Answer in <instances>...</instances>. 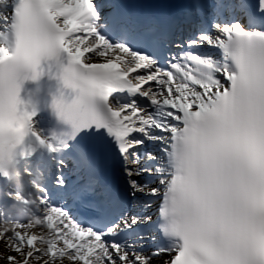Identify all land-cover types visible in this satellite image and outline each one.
Wrapping results in <instances>:
<instances>
[{"label":"snow or ice","instance_id":"1","mask_svg":"<svg viewBox=\"0 0 264 264\" xmlns=\"http://www.w3.org/2000/svg\"><path fill=\"white\" fill-rule=\"evenodd\" d=\"M0 9L8 264H264V0ZM69 159L123 184L70 186Z\"/></svg>","mask_w":264,"mask_h":264},{"label":"rangeland","instance_id":"2","mask_svg":"<svg viewBox=\"0 0 264 264\" xmlns=\"http://www.w3.org/2000/svg\"><path fill=\"white\" fill-rule=\"evenodd\" d=\"M3 256H5V257H3ZM9 256L15 257L16 260L22 259V257L17 252H15L14 250H11L9 248V246L5 243L4 240H0V264H8V257ZM152 263L156 264L157 262L152 261ZM32 264H35V262H32ZM65 264H68L67 261H65Z\"/></svg>","mask_w":264,"mask_h":264},{"label":"bare ground","instance_id":"3","mask_svg":"<svg viewBox=\"0 0 264 264\" xmlns=\"http://www.w3.org/2000/svg\"><path fill=\"white\" fill-rule=\"evenodd\" d=\"M3 257H5V256H3ZM4 259V258H3Z\"/></svg>","mask_w":264,"mask_h":264}]
</instances>
